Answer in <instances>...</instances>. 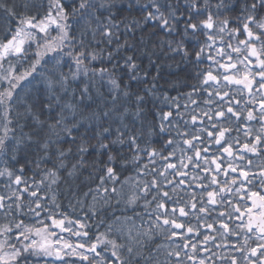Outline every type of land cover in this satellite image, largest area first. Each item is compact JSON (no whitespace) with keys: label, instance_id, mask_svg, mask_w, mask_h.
<instances>
[{"label":"snow or ice","instance_id":"snow-or-ice-1","mask_svg":"<svg viewBox=\"0 0 264 264\" xmlns=\"http://www.w3.org/2000/svg\"><path fill=\"white\" fill-rule=\"evenodd\" d=\"M0 264H264V0H0Z\"/></svg>","mask_w":264,"mask_h":264},{"label":"trees","instance_id":"trees-1","mask_svg":"<svg viewBox=\"0 0 264 264\" xmlns=\"http://www.w3.org/2000/svg\"><path fill=\"white\" fill-rule=\"evenodd\" d=\"M39 2V0H37ZM151 31V29H149ZM200 39H203L202 37ZM148 61L145 58L144 59V67H147ZM171 65V67H170ZM160 67V77L158 80V85L162 90H166L167 94L170 96H176L178 92L181 90V85L184 83V77L185 73L180 72L177 74V70L175 68V62L173 61H161L159 64ZM156 76V69L153 68L151 70V76H149V80L151 81L153 77ZM127 82V81H125ZM189 85L193 83L192 81H188ZM149 107H153L152 105H149ZM159 105H156V107L153 108V111H158ZM151 119V117H150ZM66 195V190H65ZM60 201L65 209H67L69 212H72V209L69 207L68 199L60 197ZM75 215V213H73ZM89 223L94 224V221H90ZM95 227H93V231H95ZM101 231H103V228H100ZM59 235L63 236L65 239H68L70 242H75L77 240V237L71 236L70 233H59V230H54ZM54 239V238H53Z\"/></svg>","mask_w":264,"mask_h":264}]
</instances>
